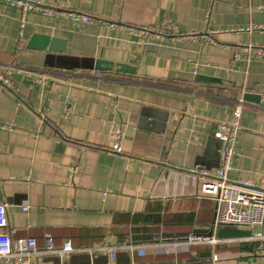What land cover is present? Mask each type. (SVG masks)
I'll use <instances>...</instances> for the list:
<instances>
[{"label": "crops", "instance_id": "1", "mask_svg": "<svg viewBox=\"0 0 264 264\" xmlns=\"http://www.w3.org/2000/svg\"><path fill=\"white\" fill-rule=\"evenodd\" d=\"M13 1L0 0V198L12 241L117 248L112 261L96 251L28 264H264V227L215 229L202 179L184 176L217 169L215 133L241 105L228 177L264 190V0H54L86 22ZM165 25L177 33L128 30ZM32 34L62 40L63 52L27 49ZM97 59L135 73L94 71ZM171 70L227 83L169 80ZM191 234L219 243L173 244Z\"/></svg>", "mask_w": 264, "mask_h": 264}, {"label": "built area", "instance_id": "2", "mask_svg": "<svg viewBox=\"0 0 264 264\" xmlns=\"http://www.w3.org/2000/svg\"><path fill=\"white\" fill-rule=\"evenodd\" d=\"M13 5L22 12H37L47 16L69 17L75 22H86L90 18L86 15L71 13L59 10L54 0H14ZM257 29H263L258 26ZM253 28L247 27L250 32ZM129 32L134 36L154 34L155 37H163L165 34H176V30L171 25L160 28L141 27L129 28ZM264 100V97H263ZM242 106H238L232 113L229 122H221L215 136L221 141L220 163L214 172L193 170L201 179L197 195L206 197L214 203L215 229L221 226H229L247 229H262L264 227V190L257 189L247 180L232 183L228 174L231 169L234 156V144L236 134L241 130L240 116ZM112 151L119 153L121 150L118 144L113 145ZM28 205L22 207L27 211ZM12 231L8 229V219L6 204L0 198V259H4L13 264H28L29 257L39 254H56L60 257H68L73 252H96L105 251L112 261L115 257L116 247H97L93 249H75L70 241L64 242L61 248L55 249L48 241L44 251H38L34 239H18L14 243L11 238ZM219 240L214 237L204 235H186L175 239L174 245L180 248L191 245H215ZM217 260V256H213Z\"/></svg>", "mask_w": 264, "mask_h": 264}, {"label": "water", "instance_id": "3", "mask_svg": "<svg viewBox=\"0 0 264 264\" xmlns=\"http://www.w3.org/2000/svg\"><path fill=\"white\" fill-rule=\"evenodd\" d=\"M63 41L59 39H55L49 36L40 35V34H32L29 41L27 42L26 48L29 50H44L47 49L50 52L61 53L63 52ZM92 70L98 72H116L123 74H134L135 67L131 65L121 64V63H113L110 61H105L101 59L94 60ZM167 78L169 80L181 81V82H195L206 85H222L227 83L223 79L208 77L199 74H191L182 71H169ZM244 102L260 104L262 103L261 97L259 95H254L250 93H245L242 97ZM263 104V103H262ZM182 175V174H180ZM185 179L195 180L194 173L192 174H184ZM167 180H171L170 176H168ZM257 232H261L258 230Z\"/></svg>", "mask_w": 264, "mask_h": 264}]
</instances>
